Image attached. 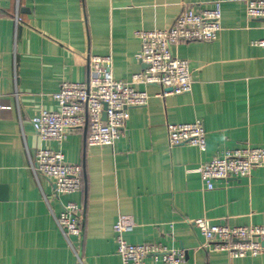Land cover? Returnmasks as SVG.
<instances>
[{"label":"crops","instance_id":"obj_1","mask_svg":"<svg viewBox=\"0 0 264 264\" xmlns=\"http://www.w3.org/2000/svg\"><path fill=\"white\" fill-rule=\"evenodd\" d=\"M216 1L217 38L172 46L189 61V92L158 96L159 86L136 84L149 99L127 109L113 146H86L84 131L61 144L38 139L30 119L57 108L52 94L62 82L87 79L89 55L111 53L114 78L129 80L143 70L135 30L166 28L183 8ZM261 38L262 20L246 16L245 0H0V264H121L112 229L119 215L133 225L127 242L182 248V264H264V252L230 258L203 248L192 224L264 226V167L210 190L193 171L226 149L264 146V47L252 45ZM196 119L205 149L169 146L166 124ZM39 147L82 166L81 189L60 197L82 208L80 238L56 224L53 182L31 164Z\"/></svg>","mask_w":264,"mask_h":264},{"label":"built area","instance_id":"obj_2","mask_svg":"<svg viewBox=\"0 0 264 264\" xmlns=\"http://www.w3.org/2000/svg\"><path fill=\"white\" fill-rule=\"evenodd\" d=\"M245 13L250 19L262 20L264 28V0H245ZM221 7L216 1L210 8L187 7L180 10L172 23L161 29H137L139 40L137 58L146 67L133 73L129 80L115 79L112 74V55L88 56V76L83 82H62L52 94L57 102L55 110L41 108L30 119L41 141L54 140L61 144L72 132L84 131L86 146H113L122 135L127 109L147 104L149 94L137 89L136 84L157 85L158 96L187 93L192 87L189 61L172 51V46L187 42H209L221 30ZM16 21H20L16 16ZM264 47V38L252 42ZM169 89V90H168ZM106 105V108H104ZM105 113V118L102 114ZM169 146L187 144L204 150L206 130L202 120L167 123ZM35 172L54 184L53 195L59 200L60 212L56 224L65 236L80 238L82 208L73 201H62L61 196L81 189L82 166L69 163L60 150L39 147L31 162ZM254 167H264V146H243L226 149L212 159L201 163L196 171L205 188H214V182L248 176ZM192 224L202 236L201 246L208 250L225 252L230 258L257 256L264 252V226L214 224L205 218H196ZM133 225L119 215L112 229L121 264H182L185 251L147 242L134 244L123 234Z\"/></svg>","mask_w":264,"mask_h":264},{"label":"water","instance_id":"obj_3","mask_svg":"<svg viewBox=\"0 0 264 264\" xmlns=\"http://www.w3.org/2000/svg\"><path fill=\"white\" fill-rule=\"evenodd\" d=\"M21 11H24V8H21ZM142 67L145 68L146 67V64L142 63ZM104 108H106V105H104ZM102 118L103 119L105 118V113L102 114ZM85 133H86V127L84 128V136H85ZM1 187L4 189V192H5L6 186H1ZM53 187H54V184H53Z\"/></svg>","mask_w":264,"mask_h":264}]
</instances>
